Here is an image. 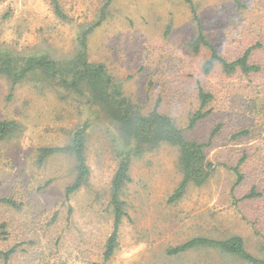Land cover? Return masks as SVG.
Listing matches in <instances>:
<instances>
[{"label":"rangeland","instance_id":"obj_1","mask_svg":"<svg viewBox=\"0 0 264 264\" xmlns=\"http://www.w3.org/2000/svg\"><path fill=\"white\" fill-rule=\"evenodd\" d=\"M56 1L64 19L52 0H0V59H11L17 70L45 57L65 77L74 71L78 38L97 23L106 0ZM193 4L208 44L228 61L250 51L258 72L227 75L215 65L205 74L209 52H191L197 29L181 0H111L104 21L87 35L88 61L105 67L132 111L146 116L157 108L187 140L205 145L214 168L202 185L189 184L169 203L183 177L179 148L162 144L132 154L121 196L127 217L109 260L103 252L112 232L111 182L129 147L110 107L85 87L66 89L40 70L16 82L0 74V123L15 124L0 137V199L14 204H0V253L13 251L7 264H247L215 249L168 254L193 238L233 236L263 257L264 0ZM199 89L212 95L210 113L189 129ZM83 127L89 178L67 198L76 177L72 157L38 159L42 149L66 147Z\"/></svg>","mask_w":264,"mask_h":264},{"label":"trees","instance_id":"obj_2","mask_svg":"<svg viewBox=\"0 0 264 264\" xmlns=\"http://www.w3.org/2000/svg\"><path fill=\"white\" fill-rule=\"evenodd\" d=\"M109 1L111 0L105 1L97 23L81 32L78 38V51L76 55V62L78 65H76V68L70 75H68V77H65V75L61 73L52 60L45 57L27 59L23 66L17 70L14 68L11 59H0V74L11 78L14 82L40 70L44 72L48 78L58 80L66 89L79 92L81 91V88L85 87L100 106H109L114 114V118L119 124L121 138L123 139L122 141L125 146L129 147L120 152V159L111 182L110 206L113 213V223L112 232L104 245V260H109L117 249L119 225L123 219L127 217L121 196L126 184L130 181L129 166L131 158L134 156L132 154L136 153V155H140L146 148L156 149L162 144L179 148L180 167L183 177L182 181L169 198V203L179 201L184 196L189 184H194L196 186L202 185L214 171L212 163L207 161L205 145L196 141L187 140L184 137L182 130L176 126L175 122L171 118L160 114L157 108H154L153 111L146 116L133 112L128 100L122 95L121 90L113 84V80L105 67L101 64H94L88 61L87 35L104 21L105 11L108 7ZM181 1L190 7L195 22L194 24L197 29V36L189 45L191 52L199 53L203 49H207L209 52V57L203 65V72L205 74L210 73L215 65H220L222 71L227 75L233 74L236 71L249 74L260 70L259 66L249 62L250 51H245L241 57L233 61H228L222 58L216 49L208 44L200 20L196 15L193 4L194 0ZM52 4L55 15L60 19H64L65 17L59 8L57 1L52 0ZM198 100L200 107L189 120V129L205 119L210 113L205 109L212 101V95L199 89ZM14 128L15 124L13 122H1L0 137L8 136L14 131ZM215 133L216 131L211 134V137H213ZM86 137L87 128L83 127L77 129L73 133L70 143L66 147L45 148L40 151L41 154L38 159L39 163H42L45 158L51 157L58 152H62L72 157L76 177L74 182L65 190V196L67 198L74 192H77L89 178V168L87 166L85 155ZM233 170L237 176L236 184H239L242 181V176L238 172V167H235ZM249 196H255L254 192ZM0 204L14 206L12 201L8 199H0ZM195 248L215 249L222 253L234 256L247 264H264V247L263 257H255L246 251L242 239L238 236H233L220 241L207 238H193L179 246L170 248L168 254L178 255ZM12 252L13 251L10 250L5 253H0V257L4 264H7Z\"/></svg>","mask_w":264,"mask_h":264}]
</instances>
